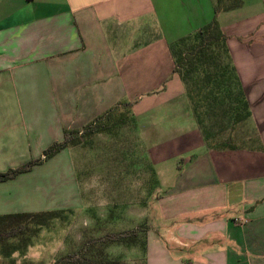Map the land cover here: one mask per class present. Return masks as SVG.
I'll return each instance as SVG.
<instances>
[{"label":"crops","instance_id":"crops-1","mask_svg":"<svg viewBox=\"0 0 264 264\" xmlns=\"http://www.w3.org/2000/svg\"><path fill=\"white\" fill-rule=\"evenodd\" d=\"M220 1L0 0V173L129 103L145 264H264V0ZM213 18L251 113L233 149L205 144L170 51ZM73 148L0 181V216L70 209Z\"/></svg>","mask_w":264,"mask_h":264},{"label":"trees","instance_id":"trees-1","mask_svg":"<svg viewBox=\"0 0 264 264\" xmlns=\"http://www.w3.org/2000/svg\"><path fill=\"white\" fill-rule=\"evenodd\" d=\"M220 3L217 0L215 13L220 10ZM226 39L217 20L213 18L196 32L170 45L175 71L183 82L205 144L216 150L235 148L232 144L234 133L251 116L226 47ZM129 112L130 104L122 102L81 130H64L61 141L53 142L45 148L38 159L0 173V181L11 180L20 173L28 172L33 166L43 164L65 148L85 146L98 135L113 134V131L116 133L118 129H124L129 123ZM217 124H225L227 132L223 133L216 128ZM64 212L48 210L1 215L0 257L8 259L7 264H15L12 255H23L38 230L53 219L63 216ZM147 231L148 226L143 222L134 228L87 238L76 249L60 255L52 264H122L120 258H112L106 252V248L112 245L126 248L140 245L141 264H145ZM23 264L44 263L28 261Z\"/></svg>","mask_w":264,"mask_h":264},{"label":"rangeland","instance_id":"rangeland-1","mask_svg":"<svg viewBox=\"0 0 264 264\" xmlns=\"http://www.w3.org/2000/svg\"><path fill=\"white\" fill-rule=\"evenodd\" d=\"M225 126L217 124L216 128L226 133ZM124 131L118 129L113 134H101L85 146L73 148L76 202L63 216L41 227L23 255H12L15 264L28 261L52 264L87 238L134 228L145 222L147 208L149 212L154 209L153 197L148 195L147 174L145 178L143 173L136 171L140 165L135 164L134 168L128 161L129 157L138 158L139 153H135L136 148L128 147V140H122ZM106 252L112 258H120L122 264L142 262L140 245L129 248L112 245ZM7 263L8 259L0 257V264Z\"/></svg>","mask_w":264,"mask_h":264}]
</instances>
